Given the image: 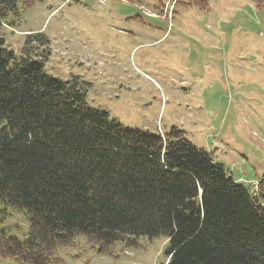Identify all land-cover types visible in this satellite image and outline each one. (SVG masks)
<instances>
[{"label":"trees","instance_id":"16d2710c","mask_svg":"<svg viewBox=\"0 0 264 264\" xmlns=\"http://www.w3.org/2000/svg\"><path fill=\"white\" fill-rule=\"evenodd\" d=\"M39 1L0 0V29ZM49 46L30 34L17 55L0 36V259L68 264L61 251L88 247L117 261L118 245L166 237L162 264H264V176L254 191L178 127L151 134L90 106L87 84L47 73Z\"/></svg>","mask_w":264,"mask_h":264},{"label":"rangeland","instance_id":"374dc122","mask_svg":"<svg viewBox=\"0 0 264 264\" xmlns=\"http://www.w3.org/2000/svg\"><path fill=\"white\" fill-rule=\"evenodd\" d=\"M176 1L43 0L14 26L5 22L0 36L21 55L28 35L43 33L50 40L45 70L87 84L90 106L151 134L178 127L255 190L264 176V6L210 0L205 12ZM32 55L43 57V50L33 44ZM13 224L25 233L23 216L15 214ZM146 245H118L117 261L88 247L80 259L70 249L59 255L68 264H162L170 240Z\"/></svg>","mask_w":264,"mask_h":264},{"label":"built area","instance_id":"2783aa9c","mask_svg":"<svg viewBox=\"0 0 264 264\" xmlns=\"http://www.w3.org/2000/svg\"><path fill=\"white\" fill-rule=\"evenodd\" d=\"M241 182H243V181H241ZM254 186H255L254 189L256 190V189L258 188V183L256 182V184H254ZM255 190H254V191H255Z\"/></svg>","mask_w":264,"mask_h":264}]
</instances>
